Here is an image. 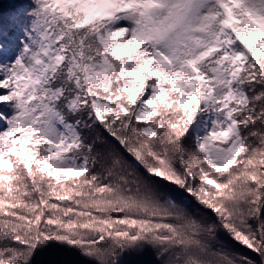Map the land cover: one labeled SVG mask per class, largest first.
I'll list each match as a JSON object with an SVG mask.
<instances>
[{
    "label": "snow or ice",
    "instance_id": "6c2138e0",
    "mask_svg": "<svg viewBox=\"0 0 264 264\" xmlns=\"http://www.w3.org/2000/svg\"><path fill=\"white\" fill-rule=\"evenodd\" d=\"M0 264H264V0H0Z\"/></svg>",
    "mask_w": 264,
    "mask_h": 264
}]
</instances>
